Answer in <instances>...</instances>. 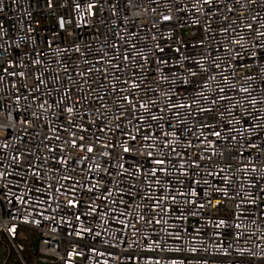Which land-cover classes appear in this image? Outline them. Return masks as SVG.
Here are the masks:
<instances>
[{"label": "built area", "instance_id": "1", "mask_svg": "<svg viewBox=\"0 0 264 264\" xmlns=\"http://www.w3.org/2000/svg\"><path fill=\"white\" fill-rule=\"evenodd\" d=\"M31 234L35 264H264V0H0V247Z\"/></svg>", "mask_w": 264, "mask_h": 264}, {"label": "trees", "instance_id": "2", "mask_svg": "<svg viewBox=\"0 0 264 264\" xmlns=\"http://www.w3.org/2000/svg\"><path fill=\"white\" fill-rule=\"evenodd\" d=\"M34 237V234H31L28 240L21 241L24 246V250L21 254L27 264H35L38 256ZM4 260L6 261V264H21L18 255L13 248H11L10 254H7L6 251L4 252Z\"/></svg>", "mask_w": 264, "mask_h": 264}, {"label": "rangeland", "instance_id": "3", "mask_svg": "<svg viewBox=\"0 0 264 264\" xmlns=\"http://www.w3.org/2000/svg\"><path fill=\"white\" fill-rule=\"evenodd\" d=\"M7 249L6 246H1L0 247V264H4V252Z\"/></svg>", "mask_w": 264, "mask_h": 264}, {"label": "snow or ice", "instance_id": "4", "mask_svg": "<svg viewBox=\"0 0 264 264\" xmlns=\"http://www.w3.org/2000/svg\"><path fill=\"white\" fill-rule=\"evenodd\" d=\"M165 19H167V17H166ZM69 111H71V109H69ZM217 135H218V133H217ZM88 151H92V149H91V148H89V149H88Z\"/></svg>", "mask_w": 264, "mask_h": 264}]
</instances>
